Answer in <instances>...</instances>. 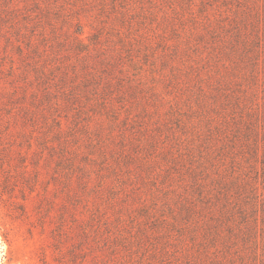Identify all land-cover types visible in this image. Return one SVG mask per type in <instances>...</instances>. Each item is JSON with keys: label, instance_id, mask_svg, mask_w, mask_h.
Masks as SVG:
<instances>
[{"label": "trees", "instance_id": "obj_1", "mask_svg": "<svg viewBox=\"0 0 264 264\" xmlns=\"http://www.w3.org/2000/svg\"><path fill=\"white\" fill-rule=\"evenodd\" d=\"M147 1L149 7L141 4L144 0H121L124 16L137 12L133 2L142 14L156 5ZM171 2L173 16L166 22L175 40L166 43L160 66L148 58L144 62L152 84L143 80L144 68L134 60L140 77L127 78L128 87L121 82V98L127 91L138 92L145 104L152 100L158 107L152 118L144 105L136 120L126 119L136 123L137 134L129 139L130 150L121 154V171L128 173L121 182L126 198L122 212L130 223L125 224L121 207L112 205L118 210L112 218L106 206H90L88 198L77 196L76 203L89 215L84 234L102 242L114 264H264V0ZM20 10L19 0H0V35L7 24L15 29ZM78 33L80 51L90 57L91 45L81 38L85 30ZM7 89L0 79V202L8 196V215L26 220L45 182V151L54 148L32 130H17L18 122L33 126L36 118L27 108L13 114L9 105L26 96L15 98ZM103 89L108 95L115 90L110 83ZM165 95L169 108L161 112ZM34 142L45 151L35 150ZM99 151L102 170L111 169L108 175L119 177V170L111 164L108 168L103 146ZM81 159L84 166L77 158L59 160L52 178L61 180L58 171L61 177L68 170L64 181L69 188L75 175L83 193L99 196L101 190L89 186L88 169L97 160L86 155ZM129 181L136 208L123 186ZM115 182L117 192L118 178Z\"/></svg>", "mask_w": 264, "mask_h": 264}, {"label": "rangeland", "instance_id": "obj_2", "mask_svg": "<svg viewBox=\"0 0 264 264\" xmlns=\"http://www.w3.org/2000/svg\"><path fill=\"white\" fill-rule=\"evenodd\" d=\"M171 1L154 0L156 5L145 14L133 2L137 12H132L134 16H124L121 0H19L22 10L15 14L18 25L11 29L7 24L0 35V79L7 83V91L15 92V98L26 96L25 100L9 105L13 114H23L27 108L36 118L33 126L27 123L25 127L18 122L17 130H32L36 136L45 137L54 149L45 151L34 142V149L45 151L47 156L42 159L45 182L39 188L40 197L30 203V219H13L8 215V196L0 202V264H114L113 256L102 242L98 244L85 236L89 215L76 203V197L88 198L90 206H106L110 216L118 211H113L112 205L116 209L121 207L125 224L130 223L122 212L126 198L121 182L128 173L121 171V154L130 150L129 139L137 134L133 132L136 123L126 119L136 120L144 105L152 118L158 107L152 100L145 104L138 92L127 91L121 98V82L128 87L127 78L140 77L136 76L139 65L138 69L132 65L134 60L144 68L143 80L152 84L151 75L145 73L149 66L144 67V62L148 58L160 66L167 51L166 43L171 45L175 40L166 22V17L173 16L168 9ZM141 4L149 7L151 3L144 0ZM81 30H85L81 38L91 45L90 57L84 58L87 53L80 51L77 38ZM34 47L41 54L35 53ZM108 61L114 66L108 68ZM107 83L115 89L109 95L103 89ZM157 88L165 92L162 85L158 84ZM165 99L161 112L169 108L170 98L165 95ZM99 146L108 155V168L111 164L119 170V177L108 175L111 169L102 170ZM84 155L97 160L89 162L88 169L92 171L89 186L101 190L99 196L83 193L75 175L71 176L69 188L64 181L68 170L63 169L61 177V170L58 171L61 180L52 178L56 176L59 160L77 158V164L84 166L86 163L81 159ZM103 173L107 175L105 178L100 176ZM116 178L120 185L117 192ZM102 181L106 183L98 189ZM130 183L123 186L130 194V206L136 208L137 199ZM45 190H49L48 194ZM141 191L145 197L146 190Z\"/></svg>", "mask_w": 264, "mask_h": 264}]
</instances>
